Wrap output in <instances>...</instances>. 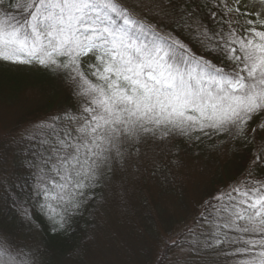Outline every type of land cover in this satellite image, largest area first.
I'll return each mask as SVG.
<instances>
[{"label":"snow or ice","instance_id":"1","mask_svg":"<svg viewBox=\"0 0 264 264\" xmlns=\"http://www.w3.org/2000/svg\"><path fill=\"white\" fill-rule=\"evenodd\" d=\"M0 64L42 69L70 97L0 145V188L26 228L0 226V264H51L50 241L73 235L98 189L127 206L125 173L167 178L178 141L214 138L242 170L153 264H264V0H0Z\"/></svg>","mask_w":264,"mask_h":264},{"label":"trees","instance_id":"2","mask_svg":"<svg viewBox=\"0 0 264 264\" xmlns=\"http://www.w3.org/2000/svg\"><path fill=\"white\" fill-rule=\"evenodd\" d=\"M69 102L61 82L50 73L0 64V120L6 132L0 135V145L29 122L55 114ZM178 147L182 166L172 169L167 178L159 173L149 176L146 171L123 175L129 189L127 206L109 189H98L99 205L94 204L91 214L73 225V235L50 241L51 264L65 261L75 245L82 253L79 264H153L162 255L164 241L175 238L196 215L198 203L242 170L243 157L226 150L217 138L198 145L178 141ZM115 183L119 188L120 181ZM0 226L26 231L4 188H0Z\"/></svg>","mask_w":264,"mask_h":264},{"label":"rangeland","instance_id":"3","mask_svg":"<svg viewBox=\"0 0 264 264\" xmlns=\"http://www.w3.org/2000/svg\"><path fill=\"white\" fill-rule=\"evenodd\" d=\"M17 68H20V67H17ZM4 133L6 132L3 130L2 120H0V135H3Z\"/></svg>","mask_w":264,"mask_h":264}]
</instances>
